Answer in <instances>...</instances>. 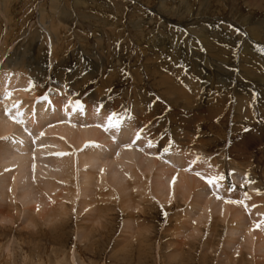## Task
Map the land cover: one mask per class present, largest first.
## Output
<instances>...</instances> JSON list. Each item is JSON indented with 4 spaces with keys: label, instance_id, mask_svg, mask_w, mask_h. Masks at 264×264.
Segmentation results:
<instances>
[{
    "label": "rangeland",
    "instance_id": "obj_1",
    "mask_svg": "<svg viewBox=\"0 0 264 264\" xmlns=\"http://www.w3.org/2000/svg\"><path fill=\"white\" fill-rule=\"evenodd\" d=\"M254 1L0 0V89L4 83H11L6 101L0 98V105L6 122L14 125L3 134L1 120L5 121L0 118V264H264V250L256 248L264 239V228H254L264 221V199L254 201L253 205L244 204L245 211L239 203L226 202L253 200V196L262 199L264 194V154L257 151L264 145L253 151L244 148V144L243 148L237 146L250 132L243 129L252 128L250 123L240 122L244 111L237 109L236 102L249 106L253 115L258 114L255 107L262 87L255 83L264 76V61L248 59L243 50L264 44V1ZM203 27L206 30H199ZM18 57L25 60L24 67L14 63L20 62ZM198 67L207 74L199 80V84H205L201 90L193 83L200 74ZM169 82L187 92H191L192 85L197 91V102L172 97ZM245 90L250 93V104L237 99L238 92ZM90 94L98 96V100H88ZM77 99L84 102L83 112L68 105ZM134 101L144 107L142 116L146 123L142 126L148 128L144 138L129 149L124 147L128 142L116 143V137L124 129L132 130L135 136L138 129L134 126L141 121L131 106ZM115 102L121 108L113 107ZM15 108L22 114L17 119L24 123H17L7 114L6 110ZM111 111L127 113L128 118L123 128L108 133L95 125L105 123ZM59 113L69 115L71 122L56 121L54 117ZM44 115L45 129L36 132L35 140L38 137L43 141L45 136L46 148L41 149L39 156L46 162L40 161L31 173L27 160L30 153L17 154L19 157L13 161V149L20 131L26 135V141L33 143L34 133H29L28 126L32 121L38 123ZM59 124L87 127L85 131L78 129L85 133L92 129L100 131L105 138L102 141L99 137V141L89 136L91 139L76 147L78 144L67 142L64 135L45 131L47 127L48 131L59 128ZM185 132L200 146L189 144L180 148L179 140L187 139L182 136ZM161 133L164 141H160ZM150 138L154 140L151 148L147 146ZM169 139L175 145L170 146L169 153L163 155L160 151L162 158H157V142L162 144ZM106 141L117 149L115 155L119 153V158L134 149L135 161L129 156L125 162L130 171L136 170L138 178L132 171L112 178V174L104 172L106 165L97 169L84 163L82 158L91 156L96 149L102 148L111 157L115 151L107 147ZM250 141L255 143L251 137ZM86 144L99 147H85ZM192 150L195 157L190 158L188 152ZM56 153H67L63 155L66 159ZM227 153L236 161L255 166L258 175L241 162L242 167L226 165ZM167 154H174L171 163ZM175 159L185 163L183 169L191 167V171L184 172L201 181L200 187L182 190L177 181L173 185L172 179L160 178L159 167L166 163L172 166ZM149 161L159 162L155 166ZM204 164H212L215 169L205 171ZM128 165L121 167L126 170ZM90 170L98 172L94 173L95 182L89 185L85 175ZM197 172L207 177L222 175L224 179L213 186L215 193L208 194L206 191L212 186ZM164 178L167 182L161 190L157 183ZM168 189L173 190L172 195ZM183 193L187 199L182 197ZM196 199L202 200L206 208L194 206ZM222 203L231 206V212L242 213L231 216L220 208H224ZM241 222L247 237H252L251 249L242 242L244 234L235 239L230 232V227Z\"/></svg>",
    "mask_w": 264,
    "mask_h": 264
},
{
    "label": "bare ground",
    "instance_id": "obj_2",
    "mask_svg": "<svg viewBox=\"0 0 264 264\" xmlns=\"http://www.w3.org/2000/svg\"><path fill=\"white\" fill-rule=\"evenodd\" d=\"M254 1V0H253ZM264 1V0H263ZM250 3H252V2H250ZM254 3H255V1H254ZM260 3V2H259ZM258 5V4H257ZM260 5V4H259ZM58 7V6H57ZM261 7V6H260ZM133 14V13H132ZM66 27V26H65ZM67 28V27H66ZM184 28V27H183ZM186 28V27H185ZM212 28L213 27H211L210 29H211V31H212ZM53 29V28H52ZM117 29V28H116ZM115 29V30H116ZM111 30V29H110ZM186 30V29H185ZM184 30V31H185ZM198 30V29H197ZM199 30H206L205 29V27H203V28H199ZM252 30V29H251ZM259 30V29H258ZM214 31H215V29H214ZM214 31H212V32H214ZM255 31H257V30H255ZM201 32V31H200ZM255 33V32H254ZM258 33V32H257ZM218 34V33H217ZM48 35V34H47ZM238 35V34H237ZM253 35V34H252ZM257 35V34H256ZM259 35V34H258ZM51 36V35H50ZM52 37V36H51ZM175 37V36H174ZM257 39V38H256ZM158 41V40H157ZM249 42V41H248ZM251 42V41H250ZM255 42H256V40H255ZM260 42V41H259ZM253 43V42H252ZM257 43V42H256ZM261 43V42H260ZM167 45V44H166ZM263 46H264V44H262ZM248 46V45H247ZM246 46V47H247ZM263 46H255V45H251V47L250 48H245L244 47V52L246 53V56L248 57V59H250V60H252V59H258V60H261V61H264V52H261L260 51V47H263ZM174 47V46H173ZM177 48V47H176ZM169 50V49H168ZM182 51H183V49H182ZM191 51V50H190ZM194 52V51H193ZM16 54V53H15ZM30 56H28V58H29ZM21 58H23V56L21 57ZM20 57H18V59H20V60H18V61H20V62H17V61H14V63H19L20 65H23V63L22 62H24L25 60H23V59H21ZM38 58V57H37ZM30 59V58H29ZM39 60V59H38ZM191 60V59H190ZM257 60V61H258ZM40 61H41V59H40ZM30 62V61H29ZM42 63H44L43 61H41ZM193 63V62H192ZM30 65V64H29ZM17 66V65H16ZM191 66V65H190ZM189 66V67H190ZM193 66V65H192ZM22 67H24V65L22 66ZM26 67H28V66H26ZM30 67V66H29ZM44 67V66H43ZM194 68L196 67L197 68V66L195 65V66H193ZM193 67H191V69L193 68ZM45 68V67H44ZM193 68V69H194ZM259 68H260V66H259ZM26 69H28V68H26ZM32 69V68H31ZM38 69V68H37ZM215 69V68H214ZM244 69V68H243ZM261 69V68H260ZM39 70V69H38ZM38 70H36V71H38ZM43 70V69H42ZM198 73H200L197 77H195L193 80V83H194V86H196V89L198 88L199 90H201L202 88H203V86L205 85L204 84V82L203 83H201V84H199V80H201V79H205V78H203V77H207V74H206V72L204 71V69L202 70V68L201 67H198ZM247 71V70H246ZM28 72V71H27ZM38 72H40V71H38ZM190 72V71H189ZM261 72V71H260ZM35 73V72H34ZM252 73V72H251ZM250 72L248 73L249 75L251 74ZM37 74V73H36ZM256 74V73H255ZM15 75V74H14ZM40 76V75H39ZM200 76H202V78L200 77ZM17 77V76H16ZM14 78V77H13ZM258 78V77H257ZM13 80V79H12ZM11 80V81H12ZM6 81V80H5ZM14 81V80H13ZM12 81V82H13ZM21 81V80H20ZM202 81V80H201ZM258 82L257 83H255V85L256 86H259V87H262L261 89H259L258 91H259V93H258V95H257V99H258V107H255V112L257 113L258 112V114H255L254 113V115L251 113L252 111L250 110V107L249 106H243V104H241V103H239V102H236V105H238V107H237V109H241V111L243 110L244 111V116L240 119V122H242L243 124H247V122L248 123H250L251 124V130H250V132H247V134H245V136L244 137H242L241 138V141L239 142V145H237V146H239V147H242L241 146V144L243 145L244 144V148H246V149H251L252 151H253V149H255V148H257L258 147V145H264V123H261L260 121L261 120H264V76L263 77H259L258 78V80H257ZM18 82V81H17ZM165 82V81H164ZM173 82V81H172ZM175 83V82H174ZM215 83V82H214ZM20 84H21V82H20ZM169 84H170V82H169ZM169 84H167V85H169ZM10 85H11V83H7V84H5L4 83V85H3V87L0 89V98L1 99H3V100H5L4 98H6V96H7V92H8V88L10 87ZM15 85H16V82H15ZM19 85V84H18ZM16 87V86H15ZM193 86L191 85L190 86V89H191V92H187L183 87H176L175 86V84L173 85V83H171L170 84V86H168V92L170 93V95L172 96V97H176V98H179L178 100H180L181 98H183V99H185L186 100V102H189V103H192V104H194V103H196L197 102V100L198 99H196V97L198 96L197 95V91H196V89L195 88H192ZM14 88V87H13ZM248 88H249V86H248ZM65 89V88H64ZM197 89V90H198ZM16 91V90H15ZM63 91V90H62ZM31 92V91H30ZM253 92V91H252ZM251 92V93H252ZM69 96H71V94H73V93H71V92H66ZM239 94V96L237 97V99H244L248 104H250L249 103V96H250V93H249V91L248 90H245L244 92H238ZM254 93V92H253ZM31 94V93H30ZM96 94V93H95ZM200 95V94H199ZM203 95V94H202ZM13 96V95H12ZM181 97V98H180ZM240 97V98H239ZM95 99V101L96 100H98L97 98H98V96L96 97L95 95H92V94H90V96H89V99L88 100H91V99ZM198 98V97H197ZM201 98V97H200ZM252 98V97H251ZM249 99V100H248ZM87 100V101H88ZM100 100V99H99ZM122 100V99H121ZM6 101V100H5ZM94 101V102H95ZM253 101H255V100H253ZM91 103H93V102H91ZM122 104V103H121ZM247 104V105H248ZM255 104H256V102H255ZM5 105H6V103H5ZM69 105V104H68ZM99 105V104H98ZM131 105V104H130ZM219 105V104H218ZM7 106H8V104H7ZM132 106V108H134V111L137 113V114H135V115H137V117H139V120L141 121V123H139V125L138 126H134V127H136L137 129H139L141 126H142V124L144 123H146V121L144 122L143 121V116H142V112L144 111V107H142L141 105H139V104H137L135 101H134V103L131 105ZM255 106V105H254ZM92 107V106H91ZM98 107V106H97ZM96 107V108H97ZM113 107H117V109H119V108H121L120 107V103L119 102H115V103H113ZM132 108H130L131 110H132ZM115 109V108H114ZM258 109V110H257ZM18 108H15V109H12L11 110V116H13V114H17V112H18ZM125 110V109H124ZM252 110H253V107H252ZM133 112V111H132ZM2 110H1V105H0V118H2V119H4V121L5 122H2V120H1V124L3 123L4 125V127H5V130L3 131L2 130V132H3V134L5 133H8L9 131H10V129L12 128V126H14L12 123H8V122H6L7 121V119L4 117V114L2 115ZM68 113V112H67ZM45 114V113H44ZM132 115H134L133 113H131ZM59 115L60 116H58L57 117V115L54 117L55 118V120L57 121V120H59V121H61L62 119H63V121L64 120H66V121H70V119H72V118H69L70 116L69 115H61V113H59ZM146 115V114H145ZM233 115V114H232ZM239 115H240V112H239ZM97 116V115H96ZM47 116L46 115H44V116H42V118L39 120V121H37L38 123H33V121L30 123V126H28L29 127V130H30V134H31V131L34 133L33 134V136L32 137H34V139L32 140V144H33V146H32V144H31V142H28V141H26L23 137L24 136H26V135H24V132L22 133L21 131H20V133H18L17 134V136H18V142H17V144L16 145H14L15 147H14V149L13 150H16V152H14V154L12 155V157H13V161L15 160H17V158L19 157V156H17V154H29L30 153V156L28 157V158H30V159H28L27 158V156H26V158H27V160H28V162H29V165H30V167H31V173H33V165L35 164V166H36V164H37V166H39V163H40V161H42V163H44V162H46V160L45 159H42V160H40V157L42 156L40 153H42V150L41 149H44V148H46V144L44 143V139H45V136H44V138H43V141L41 140V141H39V140H37L38 139V137L36 138V140H35V136H37V134H38V132H41V130L43 131L44 129H45V127H44V125H42V124H44V123H46V121H47V118H46ZM132 117V116H131ZM135 117V116H134ZM239 117H241V116H239ZM95 118H97V117H95ZM99 119V118H98ZM146 118H144V120H145ZM79 121H81L82 119H78ZM138 120V119H137ZM73 121V120H72ZM83 121V120H82ZM81 121V122H82ZM71 122V121H70ZM74 122H77L76 120H74ZM133 122V121H132ZM5 123L7 124V125H5ZM83 123V122H82ZM85 123V122H84ZM150 123V122H149ZM241 123V124H242ZM78 124V123H77ZM80 124V123H79ZM235 124V123H234ZM238 124V123H237ZM21 125V124H20ZM133 125H136V123H134ZM150 125L152 126V123H150ZM149 125V126H150ZM58 126H60L59 128H56V129H54V127H53V125H52V129L53 130H51L50 128V131H48V127H47V129L45 130V131H47V132H56V133H59V134H61V135H64L65 136V138H67V142H68V140L69 141H75L76 142V144H78L76 147H78V146H80V145H82L84 142H85V140H88V139H91V137L89 138V136H92V137H97V139H99V137H100V139H101V137H102V141H103V138H105V135H104V133H101L100 131H98V132H96L95 130H91V131H88L89 132V134H88V132L87 133H85L84 131L86 130V128H83L82 129V127H78V126H75V124H74V126H71V127H68L69 126V124L67 125L66 124V126H62L61 124H59ZM58 126H56V127H58ZM241 126V125H240ZM75 127V128H74ZM85 127V126H84ZM132 127V126H131ZM237 127V126H236ZM78 128H80V129H82V130H84V131H82V130H80V129H78ZM91 128V127H90ZM123 128V127H122ZM136 128H135V130H136ZM152 128H154V127H152ZM156 128V127H155ZM2 129V128H1ZM17 129V128H16ZM28 129V128H27ZM26 129V130H27ZM150 129V128H149ZM98 130V129H97ZM45 131H44V133H45ZM132 130H130V131H128V129H124V131H122V133H121V135L120 136H118V137H116L117 138V142L116 143H131L130 141L135 137L134 136V134L131 132ZM150 131V130H149ZM255 131V132H254ZM36 132H37V134H36ZM46 132V133H47ZM45 133V134H46ZM108 133H111V132H108ZM107 133V134H108ZM32 135V134H31ZM30 135V136H31ZM55 135V134H54ZM96 135H99V136H96ZM109 135V134H108ZM111 135V134H110ZM152 135H154V134H152ZM182 136H185V137H183V138H186V136H187V139H181V140H179V142L178 143H180V148H184V147H186V145H189V144H191L192 146H195V147H198V146H200V145H196L195 143H193L191 140H190V137L192 136L190 133L188 134V132H185L184 134H182ZM154 137V136H153ZM250 137H251V139H252V141L253 142H255L254 144L253 143H250L251 141H250ZM115 138V139H116ZM55 139V138H54ZM97 139H95V141H97ZM100 139H99V141H100ZM30 140V141H31ZM46 140H48L47 138H46ZM45 140V141H46ZM158 140V139H157ZM256 140V141H255ZM53 141H56V140H53ZM52 141V142H53ZM101 141V142H102ZM116 141V140H115ZM57 142V141H56ZM55 142V143H56ZM107 142V141H106ZM45 144V146H44V144ZM47 143V142H46ZM100 143V142H99ZM103 144L105 143V142H102ZM108 144H109V146L107 145V147H110L111 149H113L114 151H115V149L116 148H114V147H112L113 145H112V143L110 144V142H107ZM106 145V144H105ZM19 146V147H18ZM62 146H63V143H62ZM135 146V145H134ZM133 146V147H134ZM106 147V146H105ZM194 147V148H195ZM101 148V147H100ZM118 148V147H117ZM243 148V147H242ZM241 148V149H242ZM186 149V148H185ZM184 149V150H185ZM201 149H203V148H201ZM113 150H112V152H113ZM122 150V149H121ZM156 150V149H155ZM184 150H182V151H184ZM19 151V152H18ZM30 151V152H29ZM116 151H117V149H116ZM116 151L115 152H113V154L111 155V157L109 156V154L108 153H104V150H102V148H101V150H98L97 151V149H96V151L94 152L93 151V153H92V155L90 156L89 155V157H88V155L87 156H85V155H81V157L82 156H85V158L83 157L82 159H83V161H84V163H91L92 165H93V167H95L96 168V166L98 167L97 169H99L101 166H105V171L104 172H106V171H108V174H109V176H110V174H112V178H113V176H116L117 174H121L122 176H125L126 174H128L129 172H131L130 171V166L125 162L126 161V159L125 158H128L129 156L130 157H132V160H133V156L135 155L134 154V149H133V151H130V152H128V151H126L125 153H124V155H123V158H119V156L117 155H115L116 154ZM181 151V150H180ZM193 151V150H192ZM258 152H261L260 154L261 155H263L264 154V146H263V148H260V146L258 147V150H257ZM48 152V151H47ZM123 152V151H122ZM121 152V153H122ZM136 152V151H135ZM184 152H186V151H184ZM183 152V153H184ZM5 153V152H4ZM8 153V152H7ZM111 153V152H110ZM164 152L163 151H161V154H163ZM257 154V153H256ZM11 155V154H10ZM39 155H41V156H39ZM46 155V154H45ZM164 155V154H163ZM166 155V154H165ZM168 155V160H170V162L169 163H171V160H173V156H174V154H167ZM230 153L228 154H226L225 155V157L227 158V160H228V162L227 163H225L226 165H234V166H241L242 167V165H241V163H244V162H241V161H236V159L235 158H231L230 156ZM25 156V155H24ZM219 156V155H218ZM38 157H39V159H38ZM63 157V156H62ZM79 157H80V155H79ZM139 157V156H138ZM162 157V156H161ZM188 157H190V158H192V157H195V154H194V151L192 152V153H189L188 152ZM3 158H6V157H3ZM42 158H45L44 156L42 157ZM48 158V157H47ZM63 158H65V157H63ZM136 158H137V156H136ZM140 159H142L141 158V156L139 157ZM20 159H22V157L20 158ZM60 159V158H59ZM66 159V158H65ZM65 159H63V161H66ZM79 159V158H78ZM140 159H139V161H140ZM26 159H24V160H22L23 162L25 161ZM26 160V161H27ZM45 160V161H44ZM56 160H58V159H56ZM56 160H55V162H56ZM131 160V159H130ZM137 160V159H136ZM163 160H165V159H163ZM184 160V159H183ZM44 161V162H43ZM79 161H81V160H79ZM79 161L77 162L78 164H79ZM83 161H82V163H83ZM133 161H135V159L133 160ZM213 161V160H212ZM2 162H3V160H2ZM59 162H60V160H59ZM58 162V163H59ZM68 162V161H67ZM159 162V161H158ZM157 161H156V163L154 164V163H152V165L154 164L155 166H157V163H158ZM167 162V161H166ZM189 162V161H188ZM191 162V161H190ZM241 162V163H240ZM4 163V162H3ZM15 162H13V164H14ZM27 163V162H26ZM65 163V162H64ZM74 163H75V161H74ZM81 163V164H82ZM129 163V162H128ZM141 163V162H140ZM149 163H150V161H149ZM150 163V164H151ZM195 163V162H194ZM211 163H213V162H211ZM216 163L218 164V165H222V163H220V162H217V160H216ZM24 164H25V162H24ZM31 164H33V165H31ZM41 164V163H40ZM56 164V163H55ZM91 164H89V165H91ZM121 164H122V166H125V167H127V165H128V168L125 170V169H123L122 167H121ZM148 164V163H147ZM146 164V165H147ZM187 164V163H186ZM191 164V163H190ZM245 165H246V167H248L253 173H255V175L257 174L256 173V168H255V166H250L249 164H246V163H244ZM9 165H11V164H9ZM26 165V164H25ZM24 165V166H25ZM60 165H61V163H60ZM74 165V164H73ZM77 165V164H76ZM91 165V166H92ZM138 165H140V164H138ZM160 165V164H159ZM167 165V166H166ZM166 165L165 164H162L159 168V171H160V178L161 177H165L166 178V180L167 181H169V180H171L174 176H175V174H177L176 175V181L179 183V186H181V188H182V190L183 189H185L184 187H186L187 189H191V187H192V189H194L193 187H197V186H199L200 184H201V181H199V180H196V179H194V177H192V176H190L187 172H184V169H185V166H184V169H183V166L182 165H185V163L183 164V162H181V160H179V159H175V162L174 163H172V166H170V165H168L167 163H166ZM12 166V165H11ZM81 166V165H80ZM132 166V165H131ZM169 166H170V168H169ZM182 167V169H180L179 167ZM198 166V165H197ZM216 166V165H215ZM43 167H45V165L43 166ZM92 167V169H94ZM130 167V168H129ZM147 167V166H146ZM203 168H204V170L205 171H207V169L208 170H212V168L213 169H215L214 168V166L212 165V164H204V166H202ZM260 167V166H259ZM12 168V167H11ZM14 168V167H13ZM17 168H18V166H17ZM17 168H16V170H17ZM21 168V167H20ZM200 168V167H199ZM44 169V168H43ZM154 169V168H153ZM201 169V168H200ZM178 170H180V171H178ZM183 170V171H182ZM35 171V170H34ZM43 171V170H42ZM143 171V170H142ZM149 171V170H148ZM185 171H186V169H185ZM264 171V170H263ZM85 172H86V169H85ZM97 172L98 171H89V172H87L86 173V175H85V177H87V180L85 181L86 183H88L89 185L90 184H93L94 182H95V180L96 179H94V173H96L97 174ZM101 172V171H100ZM133 173H135V175H136V177L138 176L137 175V173H136V170H133L132 171ZM144 172V171H143ZM142 172V173H143ZM23 173V172H22ZM30 173V174H31ZM80 173V172H79ZM259 173V172H258ZM264 173V172H263ZM70 174V173H69ZM84 174V173H83ZM139 174V173H138ZM159 174V173H158ZM14 175V174H13ZM29 175V174H28ZM142 175V174H141ZM258 175V174H257ZM20 176V175H19ZM23 176V175H22ZM140 176V175H139ZM7 177V176H6ZM16 177V176H15ZM133 177H134V175H133ZM154 177V176H153ZM259 177V176H258ZM96 178V177H95ZM138 178V177H137ZM136 178V179H137ZM155 178V177H154ZM159 178V177H158ZM165 178H164V180L163 181H159V183H157V185H158V187L157 188H160L161 189V187L163 188V186H164V184L167 182V181H165ZM18 179V178H17ZM27 179V178H26ZM261 179V178H260ZM263 179H264V175H263ZM262 179V181H263V183H264V180ZM25 180V179H24ZM6 181V180H5ZM261 181V180H260ZM7 182V181H6ZM65 182V181H64ZM33 183V182H32ZM36 183V182H35ZM50 183V182H49ZM66 183V182H65ZM143 183V182H142ZM178 183H177V187H178ZM99 184V183H98ZM63 185V184H62ZM127 185V184H126ZM136 185V184H135ZM142 185V184H141ZM140 185V186H141ZM203 185V184H202ZM264 185V184H263ZM29 186H30V184H29ZM98 186V185H97ZM205 186V191H206V184L204 185ZM218 186V185H217ZM27 187V186H26ZM87 187V186H86ZM86 187L84 188V190L86 189ZM126 187V186H125ZM172 188H173V186H171ZM200 187V186H199ZM215 187V186H214ZM88 189H89V187H87ZM164 188H169L168 187V184H166V186L164 187ZM171 188V189H172ZM204 188V187H203ZM211 189V191L210 190H208L207 189V193L209 194H211L212 192H214V189L212 190V188H213V186L212 187H210ZM221 189H222V187H220ZM263 188H264V186H263ZM62 189V188H61ZM171 189H168V193L170 194V193H172L173 192V190H171ZM217 189H218V187H217ZM87 190V189H86ZM90 190V189H89ZM159 190V189H158ZM162 190V189H161ZM175 190H176V188H175ZM172 191V192H171ZM186 191V190H185ZM219 191V190H218ZM84 192V191H83ZM161 192V191H160ZM177 192V191H176ZM4 193H6V192H4ZM115 193V192H114ZM186 193V192H185ZM194 193V192H193ZM215 193V192H214ZM86 194V193H85ZM162 194H163V191H162ZM168 194V195H169ZM191 194V193H190ZM207 194V195H208ZM217 194V193H216ZM215 194V195H216ZM7 195V194H6ZM95 195V194H94ZM161 195V194H160ZM159 195V196H160ZM170 195H172V194H170ZM170 195L168 196V199H169V197H170ZM177 195H178V193H177ZM218 195H220L221 196V194L219 193ZM235 195V194H234ZM263 196H262V199H261V196H259V197H256V198H254V196L252 197L253 198V200H251V198H244V199H246V200H244L242 203H239V205H240V208H241V210L242 211H245V207H243L244 206V204H247L248 206L249 205H253L256 201H259V200H263L264 199V194H262ZM1 196V195H0ZM79 196V195H78ZM82 196V195H81ZM164 196H166L165 194H163L162 195V197H164ZM186 196V194H182V197H185ZM199 196V195H198ZM226 195L224 194L222 197H224V199L226 198L225 197ZM248 196V195H247ZM197 197V196H196ZM200 197V196H199ZM198 197V198H199ZM211 197V196H210ZM209 197V198H210ZM214 197V196H213ZM213 197H211V198H213ZM250 197V196H249ZM171 198V197H170ZM186 198V197H185ZM206 198V197H205ZM21 199V198H20ZM164 199H165V197H164ZM166 199H167V197H166ZM187 199V198H186ZM215 199V198H214ZM223 199V198H222ZM42 200V199H41ZM208 200V199H207ZM212 200V199H211ZM217 200H218V198H217ZM221 200V199H220ZM166 202H168L169 200H165ZM200 201H202V200H198V199H196L195 201H194V206L196 205L197 207H201V206H204V205H202L201 204V202ZM216 201V200H215ZM255 201V202H254ZM170 202V201H169ZM208 202V201H207ZM211 202H213L212 203V205L214 204V201H211ZM210 202V203H211ZM206 203V202H205ZM209 203V202H208ZM208 203H206V204H208ZM205 204V205H206ZM27 205V204H26ZM131 205V204H130ZM219 205H220V203H219ZM234 205V204H233ZM232 205V206H233ZM209 206V205H208ZM222 206H224V208L223 207H220L224 212H230L229 214H231V216L233 215L234 217H236L237 215H240L241 213H242V211L240 210V211H236V212H231V211H233V209H232V207L231 206H229V205H226L225 203H222ZM205 208H206V206H204ZM218 207V206H217ZM217 207H215V209L217 210ZM196 208V207H195ZM219 208V207H218ZM202 209V208H201ZM220 209V210H221ZM244 209V210H243ZM26 210V209H25ZM235 210V209H234ZM28 211V210H27ZM189 211V210H188ZM244 213V212H243ZM200 214V213H199ZM190 215V214H189ZM194 215V214H193ZM196 215V214H195ZM194 215V216H195ZM224 215V214H223ZM225 215H227L226 213H225ZM199 216V215H198ZM242 216V215H241ZM197 217V216H196ZM239 217V216H238ZM189 218V217H188ZM193 218V217H192ZM225 218V217H224ZM198 220L199 221H201V218H198ZM234 220V219H233ZM249 220V219H248ZM247 220V221H248ZM26 221V220H25ZM242 221V220H241ZM250 221H251V219H250ZM209 222V221H208ZM189 223V222H188ZM204 223V222H203ZM239 223V222H238ZM25 224V223H24ZM206 225V224H205ZM248 225V224H247ZM249 227V226H248ZM85 230V229H84ZM201 230V229H200ZM230 232H232L233 233V235H232V237L233 238H235L236 239V235L238 236L239 234H244L243 236H244V238L242 237V239H243V241L242 242H245V243H248V245H249V247L251 246V245H253L254 243H253V240H252V237L251 236H249V238L247 237V233H245V231L243 230V224H242V222H241V224H237V225H235L233 228H231L230 227ZM250 232V231H249ZM135 235V234H134ZM235 235V236H234ZM262 238V237H261ZM260 238V239H261ZM238 240V239H237ZM234 241V240H233ZM259 241V240H258ZM257 241V242H258ZM233 243V242H232ZM244 245V244H243ZM246 248H247V246H246ZM256 248H257V250H259V251H263L264 250V239L258 244V246H256ZM250 249H251V247H250ZM254 249H255V246H254ZM259 253V252H258ZM260 254V253H259ZM73 260V259H72Z\"/></svg>",
    "mask_w": 264,
    "mask_h": 264
},
{
    "label": "snow or ice",
    "instance_id": "obj_3",
    "mask_svg": "<svg viewBox=\"0 0 264 264\" xmlns=\"http://www.w3.org/2000/svg\"><path fill=\"white\" fill-rule=\"evenodd\" d=\"M234 30L239 33L240 32V29L239 28H234ZM245 35H247L245 33ZM117 47H119V42L117 43ZM260 51L261 52H264V47H261L260 48ZM34 87V84L32 85ZM8 96H11V93H8ZM160 98L159 97H156V100H159ZM69 106H74L75 109L77 111H80V112H83L84 111V102L77 99L75 101H71L69 103ZM100 107H103V105L101 104ZM170 110V109H169ZM7 111V114H9L10 118L16 120L17 123H24V121L22 119H17V117L21 116L22 114L17 112L16 116L13 117L11 116V110L8 109L6 110ZM128 116H127V113H125V115H121L120 113H118L117 111H111L110 114L108 115L107 119H106V122L103 123V124H97L95 125L96 127H99V128H102L103 131L105 132H110L112 130H120L123 123H124V120L127 119ZM261 123H264V120H261L260 121ZM148 128V125H143L141 126L135 133V137L134 139L131 140V143H127L124 145L125 148H129L131 149L136 143L137 141H140L144 138V135H145V132ZM244 131H250V129L248 128H245L243 129ZM41 135H43V133H41ZM113 139L115 140V136L113 137ZM160 141H164V134L161 133L160 134ZM158 144V153H157V158H162L160 155H159V152L160 151H163L164 153H169L170 151V146H174L175 145V141L172 140V139H169L168 141L164 142V143H159L157 142ZM149 148L153 147L154 146V140L153 139H148V145H147ZM85 147H99V145H96V144H86ZM55 155H60V156H63V155H67V153H56ZM117 155H119V153H117ZM35 170V165H33V171ZM191 167L187 168L186 171H191ZM103 171V170H102ZM197 176H199L202 180H204L208 185L210 186H217L218 183L220 181H222L224 179V176H213V177H207V176H204L203 174L197 172L195 173ZM176 183V177L174 176L172 178V184L175 185ZM251 183V181H250ZM218 199L221 198V197H217ZM227 203H242L241 201H226ZM39 211V208H37V212ZM166 216V213L164 214ZM254 228H264V221H261L260 223H257L254 225Z\"/></svg>",
    "mask_w": 264,
    "mask_h": 264
}]
</instances>
